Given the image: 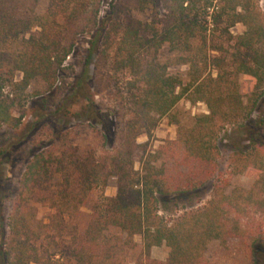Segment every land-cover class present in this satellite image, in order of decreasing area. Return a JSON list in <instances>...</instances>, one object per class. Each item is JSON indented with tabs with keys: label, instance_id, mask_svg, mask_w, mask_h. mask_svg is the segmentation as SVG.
<instances>
[{
	"label": "trees",
	"instance_id": "16d2710c",
	"mask_svg": "<svg viewBox=\"0 0 264 264\" xmlns=\"http://www.w3.org/2000/svg\"><path fill=\"white\" fill-rule=\"evenodd\" d=\"M39 1L0 0V130L18 128L28 99L52 90L83 34L94 32L86 65L95 75L108 68L106 78L126 77L121 90L107 89L117 106L111 144L105 133L98 149L59 138L27 161L1 237L6 264H211L204 253L212 241L264 245V144L231 152L228 178L217 171L220 134L247 121L264 97L259 0H159L160 10L155 0H116L100 23V0H47L37 14ZM131 1L151 19L132 17ZM236 25L243 31L233 35ZM33 83L40 93L30 94ZM77 89L86 119L99 121L82 83ZM181 100L206 113L181 126L171 115ZM163 118L176 137L150 149ZM244 174L251 187L230 188ZM110 178L115 194L107 197ZM35 205L47 211L45 224ZM163 245L167 258L151 259Z\"/></svg>",
	"mask_w": 264,
	"mask_h": 264
},
{
	"label": "rangeland",
	"instance_id": "374dc122",
	"mask_svg": "<svg viewBox=\"0 0 264 264\" xmlns=\"http://www.w3.org/2000/svg\"><path fill=\"white\" fill-rule=\"evenodd\" d=\"M116 0H100L99 23L109 7ZM47 0H40L35 12L42 14L46 8ZM155 5L160 10L159 0H155ZM259 6L264 13V0H259ZM129 13L139 21L151 19V12L139 13L132 1L129 6ZM243 31L240 25L231 29L233 35H238ZM94 32L79 36L70 56L65 60L61 72L58 74L56 82L51 91L41 94L42 86L33 83L29 88L30 94L40 93L38 96H31L22 108L23 118L21 124L15 130H0V250L2 245V234L5 230V222L10 211L11 202L15 196L17 182L23 173L27 161L35 153L57 145L58 139L65 138L70 146H90L98 149L99 135L105 133L109 137V144L112 142V132L114 115L117 111L114 100L107 92H116L122 89L125 75H116L106 78L109 69H104L100 75H95L94 66L86 65L90 43ZM167 58L166 48L162 50V60ZM108 73V74H107ZM110 75V74H109ZM20 76L16 77L19 80ZM77 83H82V93H87L93 100L99 114V121L91 122L86 119L85 111L88 110L81 91L77 89ZM206 113L205 107L201 103L190 104L186 100H181L171 115L183 127L192 124L194 115ZM259 121H264V97L258 104L255 112L243 124L227 127L219 136L218 148L220 157L217 164V171L222 178H228L227 159L231 152L245 149L251 142L264 144V129L259 127ZM176 128L171 125L167 118L160 120L159 124L152 132L149 139V148L154 149L165 140H174ZM147 139L142 136L137 139V143H143ZM141 153L134 155V170L139 169ZM253 182V178L248 175L231 177L230 188H240L248 190ZM212 182L208 183L199 199H208ZM115 194V179L108 180L105 196L112 197ZM36 221L41 224L46 223L47 211L35 205ZM87 213L85 209L82 210ZM135 243H139V237L133 238ZM169 250L163 245L152 248L149 252L151 259L164 261ZM204 258L211 264H264V245L254 244L251 249H247L239 241H229L221 244L212 241L207 245ZM0 264H6L0 251Z\"/></svg>",
	"mask_w": 264,
	"mask_h": 264
}]
</instances>
